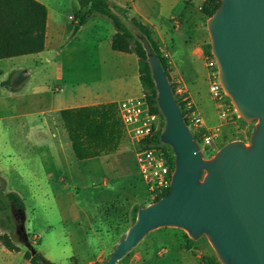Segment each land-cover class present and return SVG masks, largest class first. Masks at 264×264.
Returning a JSON list of instances; mask_svg holds the SVG:
<instances>
[{
  "label": "crops",
  "instance_id": "1",
  "mask_svg": "<svg viewBox=\"0 0 264 264\" xmlns=\"http://www.w3.org/2000/svg\"><path fill=\"white\" fill-rule=\"evenodd\" d=\"M33 1L47 9L44 50L0 60V124L12 130V136L18 137L17 151L20 152L19 147H25V152L40 162L54 160L58 173L48 174L53 187H70L73 177L70 170L74 169L77 175L86 168L91 174L100 172L102 175L92 183L93 190L102 188L113 201L126 199L128 193L121 186V180L133 175L132 166L138 169L137 148L120 120L118 106L144 93L138 58L135 54L113 50L116 31L102 17L93 18L73 35V19L79 11V3H72V15L66 20L68 14L63 12L65 4L62 3L68 0ZM110 2L131 8V15L138 17L152 32L167 60L171 82L181 78L186 89L196 96L201 84L196 62L203 60V46L209 35L201 12L204 0ZM28 36L34 38L37 32ZM177 46L183 49L179 50ZM47 63H54L51 68H54L55 77L42 79L38 73L45 70ZM110 104L116 106L114 114L122 131L118 149L101 157L78 160L61 112ZM21 138H24V145ZM12 146L15 145L12 143ZM7 158L10 159V155ZM16 165L0 167V176L9 184L11 192L19 193L11 179L20 176V168ZM37 184L39 187L40 183ZM108 201L96 203L91 212L84 214L91 225L89 231L95 236L101 230L95 229L94 222L100 216L102 219V213L108 210ZM8 261L13 264L11 258Z\"/></svg>",
  "mask_w": 264,
  "mask_h": 264
},
{
  "label": "water",
  "instance_id": "2",
  "mask_svg": "<svg viewBox=\"0 0 264 264\" xmlns=\"http://www.w3.org/2000/svg\"><path fill=\"white\" fill-rule=\"evenodd\" d=\"M207 30L222 87L239 117L254 125L250 145L232 141L206 160L160 58L142 41L175 168L169 194L138 209L104 264H118L162 228L193 241L205 236L221 264H264V0H221Z\"/></svg>",
  "mask_w": 264,
  "mask_h": 264
},
{
  "label": "rangeland",
  "instance_id": "3",
  "mask_svg": "<svg viewBox=\"0 0 264 264\" xmlns=\"http://www.w3.org/2000/svg\"><path fill=\"white\" fill-rule=\"evenodd\" d=\"M68 1L62 3L65 4L63 12L68 14L66 20L72 15V3L78 5L77 0ZM204 17L206 27L209 18ZM209 46L211 41L208 35L207 44L203 46L204 54ZM53 65L54 63H47L45 70L38 73L39 77L54 78L55 71L51 68ZM196 69L201 84L196 96L191 95L189 90L188 95L203 119L205 133L218 135L212 148L199 144L204 158L212 159L220 149L232 141L242 140L249 146L254 125L242 122L241 118V120L232 118L224 124L218 104L209 92L205 61L198 60ZM226 104L228 107L232 105L229 98ZM230 117H234V114L230 113ZM11 132L12 130L0 124V167L17 164L16 166L20 168V176L11 179L13 186L19 191L17 194L25 202L26 210L19 215L12 205L0 201V232L8 234L21 250L20 253H8L0 243V264H9L10 258L13 264H26L24 254L33 251L55 264L107 262L115 246L125 237L133 224L134 207L150 205L147 188L141 181L137 167L132 166L131 177L121 180V186L128 193L127 198L121 201L110 200L111 197L107 198L108 194L100 187L93 190L92 183L96 178L101 179L102 175L100 172L91 174L86 168L77 175L74 169L70 170V175L73 173L70 187L56 188L50 185L48 177L49 173L54 175L58 173L54 160L40 162L32 157V154L26 153L25 147H19L20 153L17 151L18 137L12 136ZM22 140L24 138H21ZM12 143L15 146H12ZM21 143L24 145L23 141ZM136 148L138 149V145ZM9 155L10 159L7 158ZM37 183H40L39 187ZM6 192H11L8 183ZM101 201H108V210H104L102 219L100 216L98 221L94 222L95 229L101 230L95 236L89 231L91 225L84 214L91 212L93 205ZM100 205L102 211L103 206ZM214 256L216 257L215 251L205 236L193 241L183 230L162 228L149 233L118 264H204L205 257Z\"/></svg>",
  "mask_w": 264,
  "mask_h": 264
},
{
  "label": "trees",
  "instance_id": "4",
  "mask_svg": "<svg viewBox=\"0 0 264 264\" xmlns=\"http://www.w3.org/2000/svg\"><path fill=\"white\" fill-rule=\"evenodd\" d=\"M78 3L79 11L73 19V35L93 18L102 17L108 20L116 31L112 40L113 50L137 56L143 91L147 95L152 110L160 112L157 103V90L142 41H147L160 58L171 86L172 82L168 74L167 60L161 54L159 45L153 39L150 29L138 17L131 15L130 7L118 6L110 0H78ZM220 4L221 0H205L201 12L207 18H211ZM46 21L47 9L33 0H0V60L42 52ZM33 32H37V36L29 37L28 35ZM209 54H211V46L206 52V55ZM180 107L183 109L181 104ZM114 109L116 106L110 104L61 112V118L78 160L83 161L116 152L122 139V131ZM183 116L185 115L183 114ZM242 122L244 121L242 120ZM187 124L189 125V123ZM195 139L198 140L197 137ZM155 140H147L140 147H147L153 142L161 143L160 137ZM166 147L170 152L172 151L169 146ZM171 162L174 165L173 158ZM6 187V180L0 176V201L12 205L19 215L24 213L26 210L24 200L17 193L6 192ZM169 192H166L162 197L168 195ZM139 208L134 207L133 209V223ZM0 243L9 252H21L8 234L0 232ZM24 259L30 264H55L38 252L35 254L26 252ZM203 261L204 264H221L215 256L205 257Z\"/></svg>",
  "mask_w": 264,
  "mask_h": 264
},
{
  "label": "built area",
  "instance_id": "5",
  "mask_svg": "<svg viewBox=\"0 0 264 264\" xmlns=\"http://www.w3.org/2000/svg\"><path fill=\"white\" fill-rule=\"evenodd\" d=\"M203 60L208 70L209 92L214 101L218 104L220 115L224 124L231 119L241 120L234 106H227L228 99L219 78V69L216 59L212 53L204 55ZM172 87L177 103L183 106L182 113L185 115L186 123L197 142L203 147L212 148L215 146V139L218 135L206 134L203 129V119L190 101L189 93L181 78L172 81ZM185 109V111H184ZM120 120L125 127L126 133L132 143L138 149L136 152L137 165L143 183L147 188L148 201L152 204L166 192L171 190L172 176L175 168L173 150L170 152L162 141L165 120L161 112H154L148 102L147 95L143 93L138 98L123 101L118 106ZM230 113L234 117H230ZM160 137L161 143L153 142L147 147H140L147 140H154ZM171 148V147H170ZM172 158L174 165H172Z\"/></svg>",
  "mask_w": 264,
  "mask_h": 264
}]
</instances>
